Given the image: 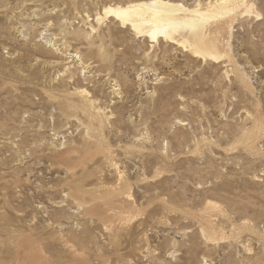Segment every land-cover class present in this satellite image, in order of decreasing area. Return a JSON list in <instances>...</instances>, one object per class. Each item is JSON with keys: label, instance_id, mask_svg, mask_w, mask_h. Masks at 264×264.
<instances>
[{"label": "rangeland", "instance_id": "1", "mask_svg": "<svg viewBox=\"0 0 264 264\" xmlns=\"http://www.w3.org/2000/svg\"><path fill=\"white\" fill-rule=\"evenodd\" d=\"M118 1L0 0V264H264V0L218 60Z\"/></svg>", "mask_w": 264, "mask_h": 264}, {"label": "bare ground", "instance_id": "2", "mask_svg": "<svg viewBox=\"0 0 264 264\" xmlns=\"http://www.w3.org/2000/svg\"><path fill=\"white\" fill-rule=\"evenodd\" d=\"M253 8L254 2L251 0H215L207 2L204 7L198 3L192 8L166 0H127L104 6L103 14L114 19L122 27H129L135 36L146 37L151 42H157L161 38L175 40L194 55L218 60L222 54L218 50L217 39L211 36V19L232 20L253 13ZM254 13L256 16L260 15L259 11ZM100 19L101 16L95 18L97 22ZM213 26L219 29L221 24L215 23ZM183 29H187L185 36ZM176 34H181L180 40L176 39ZM83 98L87 101L86 97ZM80 108L82 114L92 116L86 111L85 103ZM89 117L88 123H91Z\"/></svg>", "mask_w": 264, "mask_h": 264}]
</instances>
